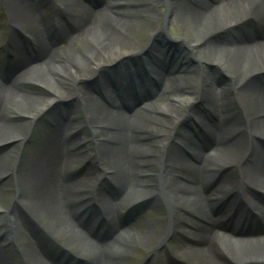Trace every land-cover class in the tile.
I'll return each mask as SVG.
<instances>
[{
	"label": "bare ground",
	"instance_id": "1",
	"mask_svg": "<svg viewBox=\"0 0 264 264\" xmlns=\"http://www.w3.org/2000/svg\"><path fill=\"white\" fill-rule=\"evenodd\" d=\"M102 1L106 3L108 1V9L101 8L103 13L99 14L98 9L82 0H54L57 4L66 5L63 10L64 17H62L63 21L50 20L51 28L47 30H54L60 43L64 45L62 47H51L44 39L43 31L46 24L36 22L37 18L27 13L26 10L30 7L29 0H12L8 3L7 10L10 17L13 14L14 24L18 27L30 25L31 29L27 30L29 34L34 39L37 34L41 40L38 42L36 54H32L27 59L33 64L29 68H24L25 72H20L21 65L16 67V64L13 65L14 69L13 67L2 69V75L10 81L3 83L0 80V107L5 102L11 105L13 98L16 97L12 96L13 78L17 77L16 80H19L25 76L27 80L24 81H34V77L30 75H40L41 72L38 70L41 66L51 63L53 58L66 60L67 71L58 68V76L81 87L87 78L100 72L102 67L110 68L143 53L142 51H146L150 44H142L136 38L148 25L143 22L145 18L142 15L152 11V4L165 1L168 4V13L162 17L165 22H169L168 18L172 15L174 21L171 20L170 23L182 24L184 33H193L190 37L196 44L195 47L200 50L201 60L209 67L214 65L227 67L231 75L230 81L216 92L217 96L216 89L211 88L208 92L209 102L206 103V113L207 117L211 118V123L197 118L198 123L200 122L198 133L207 142L209 151L212 150L214 153L208 156L210 158L208 161L206 157H202L203 164L193 168L186 157L182 158L178 147L167 148L169 145L167 141L172 137L175 139L180 127L177 126L180 123V114L192 116L191 106L204 102L201 97L205 101L206 99L202 87L198 92L185 88L186 85L194 83L193 76L186 71L188 62L181 64L178 58L169 59L165 56L160 61L162 71H155L157 72L156 87H148L143 92L145 85L142 82V90L134 89L141 95L139 100L132 98L134 84L124 90L120 85H116L112 94L108 90H103L101 93L106 103L98 94L95 96L89 91L78 89L83 103L88 107L86 119L92 122L99 113H103L105 117L104 122L100 124L102 128L99 130L93 128L98 140L100 139L101 165L108 175L112 173V178L121 193H124L122 199L124 201L140 186L144 187L143 192L150 195L148 200L142 195L143 201L146 200L151 205H163V198L160 200L154 194V187H160L166 193L167 204L172 210L165 230L164 227L149 230V227L143 226L142 237H139L140 246L143 243L155 248L148 253L150 260H145L143 264H176L175 259L178 257L176 253L164 249L172 258L165 260L162 254L164 251L160 252V249L156 248L172 235V231L184 237L195 236L197 247L191 249L192 252L197 253L195 251L199 250L202 251L203 256L206 254L201 264H243L252 261L264 264V225L254 228L257 216H252L250 220L246 218L243 220L244 217L238 216L240 221L232 222V226L240 222L244 224L246 221L251 222L249 234H236L233 229L222 227L227 231L223 232L216 223L214 224V219L210 220V218L207 219L208 227L206 222L192 232L186 227L185 221L182 222L184 229L177 224L179 220L175 221L188 201H193L195 207H205L209 197L204 192L198 193L197 185L194 191L189 192L188 186H184L178 178L185 177L190 182L197 183L198 178L204 177L207 168L220 166L229 159L235 158L243 164L238 178L233 172L230 173L227 180L229 191L235 198L241 196L242 200L252 205L264 219V208L258 202L259 195L264 193V149L258 141V136L264 134V87L257 85L256 81V75L264 69V0H121V4L118 3L115 8L114 5H109L114 0ZM234 24L242 27L243 32L238 38V43L224 46L223 40H217V35L224 27ZM14 31L16 32L17 29ZM160 32L156 30L152 35L156 36ZM82 38L87 39L88 45H81L78 50L73 49V45L76 46ZM14 43L19 47L15 39ZM14 72L18 74L13 77ZM28 72L32 73L27 76ZM129 72L134 73V70L129 68ZM202 73L208 79L212 78L210 76L212 72L209 74L206 67ZM120 75L122 76V74L117 75L119 78L116 80L117 83L120 81ZM201 77L203 78L202 74ZM57 95L53 90L46 99L35 98L39 106L35 113L39 114L58 101L57 99L64 97L63 94ZM118 97L126 100L127 107L131 108L132 112L126 114L122 110L118 104ZM178 106L186 109H181L179 112L175 108ZM159 112L167 113L168 116L164 117ZM3 118L0 111V119ZM70 126V122L69 124L57 122L55 129L43 139L41 147L30 160L29 167H23L20 172V178L23 180L20 189L23 193L18 205H23L29 213L18 214L13 211V224L15 222L18 232L28 238L27 243L43 264H58V262H49L51 250L37 238L32 237L37 235V230L46 232L37 220L38 214L45 211H34L33 207L43 206L49 210V215L60 212L59 214L64 217L66 211L64 209H70V206L77 208L81 204V198L68 201L73 190L88 180L95 182L97 177L94 167H90L87 175L79 180L64 174L63 170L67 166L71 167L75 159L80 156L78 152L72 154L71 151L68 156L65 155L67 149L70 150L80 144L78 134L74 135L69 143L67 142L66 131L71 128ZM235 134L238 137H235ZM181 140L186 150H195V142L191 138L182 137ZM62 141H66L64 147ZM10 153H13V149L9 155ZM202 168H204L203 172L200 170ZM90 172L95 173L89 175ZM167 173L172 177L165 178L164 174ZM65 178L67 182L64 183ZM182 186L187 188L184 194L179 192ZM64 191H67L65 195H63ZM94 200L100 213L109 217L111 225L108 230H104V234L98 231L92 239L86 235V238L90 239L89 242L87 240V244L94 249L90 255L92 259L90 264H109L107 254L129 251L119 248L118 242H122L123 239L130 242L132 232L130 229L123 230L118 226L120 206L105 193L98 192ZM241 209L244 210V207ZM65 225L69 227V224L65 223ZM50 242L48 240V244ZM216 253H219V260L216 258ZM233 257L242 259L239 261ZM3 260L5 262V258Z\"/></svg>",
	"mask_w": 264,
	"mask_h": 264
},
{
	"label": "rangeland",
	"instance_id": "2",
	"mask_svg": "<svg viewBox=\"0 0 264 264\" xmlns=\"http://www.w3.org/2000/svg\"><path fill=\"white\" fill-rule=\"evenodd\" d=\"M11 1L12 0H0V48L5 46V42L8 37L11 36L13 31L17 29L16 32L14 31V37L11 39L13 48L10 49L12 53L10 64L13 69V65L15 64L16 67L21 65L20 72H25L26 69L24 68H29L30 65L33 64L32 61H27V59H29L32 54H36V48L38 47V42L41 39L38 38L37 34L36 39L29 34L27 30L31 29L30 25H27V27H18L14 24L13 14L10 17L7 10L8 3ZM29 1L30 7L26 10L27 13H29L30 16H34L33 18H37L36 20L34 19L36 22L46 24L43 31L44 39L51 47L64 46L60 43V39L54 33V30H47V28H51L49 21H52V19L53 21H63V10L66 8V5L57 4L54 0ZM82 1L89 3L95 9H98L99 14L103 13L100 10L101 8L108 7V1L107 3L102 0ZM120 2L121 0H114L110 2L109 5H114L113 8H115L118 3L121 4ZM151 8V12L146 13V15H142L145 18L143 22L148 23V25L143 28L136 37L142 44L149 43V48L146 51H142L143 53L133 56L128 61L121 62L110 68L102 67L100 72L94 74L90 78H87V80L81 84L83 86L80 87L79 84L75 86L73 82H68V79H62L58 76L59 72H57V69L62 68L61 70L67 71V67L65 65L66 60L57 58H53L52 62L47 65H42L41 69L38 70V72H41L40 75H30L31 77H34V81H24L27 80L25 79V76L19 80H16L17 77H15V79L13 78V84L15 85H13L12 96H16V101H22V103L15 102V99L13 98L11 105L5 102L0 107L1 115L4 117L3 119H0V235H4V238L0 239V264H43L38 260L35 252L27 243L28 238L18 232L15 222L13 224V211L18 214L29 213L23 205H18V201L22 198L23 193L20 189L23 182L20 178V172L23 170V167H29L30 160L41 147L43 139L46 138V136H48L53 129H55V124H57V122L65 124L66 122L64 121H66L67 116L70 117L72 113H76V117H74V124L77 126V129L75 133L78 132L79 128H81V132L77 135L80 138L78 142L80 144L72 147L70 150L67 149L65 151V155L68 156L71 151L72 154L78 152L81 156H78L77 159H75V161L77 160L76 165L74 161L73 165L71 167L67 166L63 172L66 176H69L74 180H79L84 175H87L86 173L90 171V167H94L97 172H90L89 175H93L95 173L97 175L96 181L91 182L92 180H88L73 190L71 198L68 201L79 200V198H81V204L77 208L70 206V209H64V211L66 210L64 217H62V214H59L60 212H56L52 216L49 215V210L43 208V206H38L37 208L33 207L34 211H45L38 214L37 220L41 223V227L47 234H42L40 230H37V235L32 237L37 238L49 250H51V254L49 256V262L51 263H53V261H57L58 264H75V259L81 258L82 262L77 264H90L92 262L90 255L94 249L87 244V240L89 242L91 239L90 236L86 234L88 233L87 229L91 232L93 230L98 232L104 227V230L106 231L111 225L109 217L104 213H100L97 203L94 200V197H96L97 193L100 192L103 194L105 193L111 200L114 201V203L120 206L119 217L117 219L118 226L123 230L130 229L132 232L130 235L131 243L123 241L124 239L122 242H118L119 248H125L129 251L112 252L107 254L109 264H130L132 262L134 264H142V261L147 258L149 251H153L155 249L151 247L150 244L144 245L142 243L140 246L139 243L141 242L139 237L144 230L143 226L149 227V230L150 228L158 230L162 227H164L165 230L167 221L169 222L170 219V213L167 209L166 203L163 200V205L149 204L146 200L150 198V195H148L149 193L143 192V186H140L138 189L132 191L130 196L125 201L122 200L124 193H121L119 186L112 178V173L108 175L101 165L102 157H100V139L98 140L96 133L93 130V128L97 130L102 128L100 124L105 120L104 114L99 113L98 117H94L95 120H92V122L88 121L86 119L88 107L83 103L78 89L89 91L95 96L98 94L105 102L101 93L103 90H108L109 93L112 94L111 92H114L116 85L123 86V88H127L129 86V68L134 70V73L132 72L133 74H141V72L144 73V71H142L144 65L148 64L150 66V64H152L153 66H156L157 71L161 72V67L159 69L157 68L159 65L157 62L163 55H167L169 58H178L182 64L184 62H188L186 71L188 74L193 76L194 83L186 85L185 88L186 90H194L198 92L202 87V92L205 94L204 98L206 101L201 97V100L204 102L197 103L194 107V109L197 110H194V116L192 117L193 120H189V126L183 125L179 128L176 139L172 141L175 143H170L167 147H178L182 153V158L184 159L186 157L184 148L186 147L181 143V138L189 137L196 144H199L198 138H202V136L199 135L198 129L193 121L196 118H199L207 123H211V118H208L206 113V103L209 102L208 92H210V89L212 88V90H217L215 91L216 94V92L220 91L224 84L230 81L231 75L229 74L227 67L222 68L218 65L209 67L206 62L201 60L202 55L199 53L200 50H198V48L195 47L196 44L192 42L193 39L191 38V35H193V33H184V25L182 24L178 25L175 22L170 23L171 20L174 21L172 15L168 18L170 21L167 23L165 22L164 18H162L168 13V4L165 1L160 4H152ZM156 30H160L161 32L156 36L152 35V33ZM242 32V27H238L235 24L230 25L229 27H224L219 31L217 40H223L224 46L236 44L238 43V38ZM14 39L19 47L14 43ZM87 42V39L82 38L78 41L76 46L73 45V49L78 50L77 48L79 46L88 45ZM3 55L2 51H0V62L3 59ZM151 60L155 63H150ZM144 61L146 62L144 63ZM205 67L209 74L212 72V74H210L212 78L208 79L202 73L204 72ZM151 70H153L152 67H150L149 72H151ZM121 71H123L125 76L123 77L120 75V81L117 83L116 80L119 79L117 78V75L121 73ZM259 72L260 73L256 75V81L257 85H260L263 88L264 69ZM14 73L13 77L18 74V72ZM31 73L32 72H28L26 75L28 76ZM67 73L68 72H66V74ZM201 74L203 75V78L201 77ZM3 76L2 72H0V77L3 78ZM143 77L146 80L147 77ZM154 87H156L155 81ZM53 90L58 94L57 96L63 94L64 97L57 99L58 101L54 102L50 107L46 108L39 114H36V108L39 106L36 103L35 98L46 99L47 96L53 92ZM32 98L34 99L32 100ZM132 98L136 100L140 98V95L133 94ZM149 99L151 100V98ZM232 102L234 103L233 99ZM40 104L41 103H39V105ZM118 104L126 114L132 112L131 108L127 107L126 100H120ZM109 105L110 103L108 106ZM9 106L11 107L9 108ZM175 108L177 111L179 110V112H181V106ZM159 113L164 117L168 116L167 113ZM181 117L182 114H180L179 119ZM91 132L95 133V139H92ZM73 134H69L67 136L68 143L72 140ZM258 137L260 146L264 149V134ZM204 141L205 140L203 138L202 142ZM62 142V147H64L66 141ZM204 143L205 146L208 145L206 142ZM178 145L182 146V148ZM12 149L13 153H10L9 155V152ZM3 155L6 157L3 158ZM242 164L243 162L237 158L229 159L227 163L225 162L219 167L217 175L206 185L205 177L199 178L197 182L198 193L204 192L205 194H208L211 199L219 188H223L225 190L222 193H218V197L229 196L230 188L227 181L228 177L230 173L233 172L236 175V178H238ZM218 175L219 177L217 182H215ZM166 176L172 177L169 173H167ZM178 179L184 184V186L187 185L188 189L191 190L187 178L179 177ZM65 182H67V178H65L64 183ZM146 188H148V186H146ZM159 190L157 187L153 188L154 194L161 200L160 196L162 193L160 194L161 190ZM66 192L67 191H64L63 195H65ZM179 192L180 194H184L187 192V188L182 186L179 188ZM142 195H145L144 197L146 200L143 201L144 197H141ZM259 196L258 202L261 203L264 208V194ZM61 200L63 199L61 198ZM61 200L60 202H62ZM122 201L124 202L122 203ZM133 203H138L139 206H134L135 212H132L131 210L128 211V206ZM172 203H174L173 200ZM212 207L213 206L210 205L208 200L205 207L201 206L199 208L198 206H194L193 201H188L186 206L179 212V218L174 219L175 221L179 220L177 224L182 226L183 229L184 224H182V222L185 221L186 227L191 232L195 231L196 228L205 225L208 218H210V220L214 219V224L218 221L223 232L225 229L222 227L234 229V231L236 229V231L240 234L246 232L247 228L245 226H232L228 224L227 220L224 219L228 216L221 218L223 210L214 212ZM88 213L89 216L84 221L83 217H85ZM134 213H136L135 216ZM182 215L185 216L182 217ZM65 223L69 224V227H67ZM95 225H97L96 229L94 228ZM208 225L209 222H207V227ZM262 225H264L263 218L259 217V219L255 220L254 228ZM248 230L250 231L251 228H248ZM101 232L104 234L103 229ZM86 235L90 239H87ZM95 235H97V233H95ZM124 238L127 239L126 237ZM171 238L172 239L170 241L165 243L162 247H159L162 249L160 252H165H162L165 260L166 258L172 259L168 255V251L178 255L177 259H175L176 264H201L200 262L206 258V254L203 256L202 251H195L197 253L192 252L191 249H195L197 247L195 236L188 235L187 237H184L181 234H177V232H175V234L173 232ZM48 240L51 241L49 244ZM193 246L194 248H192ZM164 249L168 251H165ZM59 251H61L62 254L57 253ZM4 258L5 262L3 260ZM216 258L219 260V253H216ZM233 258L239 261L242 259L241 257ZM243 264H258V262L252 261Z\"/></svg>",
	"mask_w": 264,
	"mask_h": 264
}]
</instances>
